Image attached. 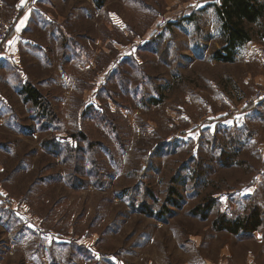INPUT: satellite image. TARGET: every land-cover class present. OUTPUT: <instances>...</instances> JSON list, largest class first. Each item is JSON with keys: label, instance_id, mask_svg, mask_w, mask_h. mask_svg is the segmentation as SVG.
Returning a JSON list of instances; mask_svg holds the SVG:
<instances>
[{"label": "rangeland", "instance_id": "1", "mask_svg": "<svg viewBox=\"0 0 264 264\" xmlns=\"http://www.w3.org/2000/svg\"><path fill=\"white\" fill-rule=\"evenodd\" d=\"M220 5H41L0 63V264H200L221 242L264 264V64L236 60L250 41L217 58ZM245 29L264 49V19ZM252 209L256 229L217 228Z\"/></svg>", "mask_w": 264, "mask_h": 264}, {"label": "crops", "instance_id": "2", "mask_svg": "<svg viewBox=\"0 0 264 264\" xmlns=\"http://www.w3.org/2000/svg\"><path fill=\"white\" fill-rule=\"evenodd\" d=\"M258 1V0H257ZM47 2H49V0H16L13 8H19L20 9V18L15 26L14 29V34L12 36V38L10 39V46H11V50L13 52L18 51V48L20 46V44L22 43V45L25 47L27 45H34L30 39L25 38L24 35L27 32V29H30V23L33 22L34 16L38 15V13H40L41 15H44L46 17V19L51 20L52 17L51 14H49L47 16V13H43L45 12L44 9L41 8V5L44 6ZM260 2V1H259ZM264 2V1H262ZM13 4V2H12ZM7 5V0H0V11L2 9L3 6ZM261 19H264V15L262 17L259 18V20L255 23H251V24H258L261 22ZM54 24L55 27H62L59 26V22H49ZM56 24V25H55ZM57 27V28H58ZM262 38L264 40V32L261 34ZM252 39V38H250ZM247 42H249L248 44L244 43L241 47H239L241 44L236 45L234 47V51L236 50V48H238V53H237V57L236 60H242L243 55H244V59L246 60L248 57H250L251 59H255L256 61H258V63L264 64V49L260 48L256 43V46L251 45V40H246ZM244 41V42H246ZM253 48V49H252ZM258 48V52L261 53V55H257L254 50ZM263 53V54H262ZM3 59H0V63H2ZM12 67L13 64H0V68L3 67ZM4 102L5 103V99L2 97V95L0 94V108L2 107L1 103ZM6 104V103H5ZM2 109V108H1ZM2 110H0L1 113ZM249 112H246L244 114L239 115L237 120H241L243 119L245 116H247ZM224 124H235L232 121L226 119L225 121H223ZM238 235V234H236ZM253 237L258 240L262 238V232H260L259 230H255L252 232ZM240 240V239H239ZM239 242V241H238ZM230 249V244H227L226 242L223 243L221 242V244L219 243L217 245V248L215 251V256L214 258H211L212 256H207L203 257L200 256V264H257L255 263L254 259H253V254L252 252H248L245 257L243 258V256H241V253L238 250H234V252H229ZM232 251V250H231ZM210 257V258H208ZM237 257H239L237 259ZM251 258V259H249ZM192 263V262H190ZM189 264V263H188Z\"/></svg>", "mask_w": 264, "mask_h": 264}, {"label": "trees", "instance_id": "3", "mask_svg": "<svg viewBox=\"0 0 264 264\" xmlns=\"http://www.w3.org/2000/svg\"><path fill=\"white\" fill-rule=\"evenodd\" d=\"M217 12L222 22L224 37L228 42V45L224 47L227 53L225 55L217 54V58L223 61H232L234 47L250 39V35L245 29V23H255L264 15V2L257 0H221V5L218 7ZM24 91L27 92L28 96L34 98L37 103L36 96L38 94H36V90L25 87ZM225 116L223 115L219 119V122L223 126L234 125L224 124L223 121L228 119ZM258 214V212L252 209V212L246 218L239 219L236 222L222 218L223 225L217 228L226 229L234 234H237L239 230H254L260 223Z\"/></svg>", "mask_w": 264, "mask_h": 264}, {"label": "built area", "instance_id": "4", "mask_svg": "<svg viewBox=\"0 0 264 264\" xmlns=\"http://www.w3.org/2000/svg\"><path fill=\"white\" fill-rule=\"evenodd\" d=\"M20 17V9L15 8L13 15L8 21H0V59L13 61L14 54L10 46V35L15 29L17 21ZM264 101V88L258 89L255 95L250 96L245 100V108L257 105ZM233 110L228 111L227 114H234Z\"/></svg>", "mask_w": 264, "mask_h": 264}]
</instances>
